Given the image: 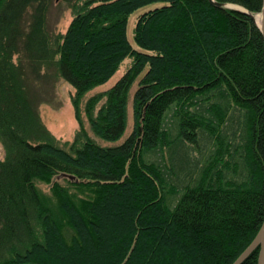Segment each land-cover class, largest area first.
I'll return each mask as SVG.
<instances>
[{
    "label": "trees",
    "instance_id": "trees-1",
    "mask_svg": "<svg viewBox=\"0 0 264 264\" xmlns=\"http://www.w3.org/2000/svg\"><path fill=\"white\" fill-rule=\"evenodd\" d=\"M51 1L0 0V264H232L264 219L262 0H63L55 35ZM151 3L136 49L127 20ZM126 59L85 103L91 135L76 118L58 145L40 82L68 83L77 112ZM134 82L131 133L102 145L121 138Z\"/></svg>",
    "mask_w": 264,
    "mask_h": 264
},
{
    "label": "rangeland",
    "instance_id": "rangeland-1",
    "mask_svg": "<svg viewBox=\"0 0 264 264\" xmlns=\"http://www.w3.org/2000/svg\"><path fill=\"white\" fill-rule=\"evenodd\" d=\"M161 3H151L142 6L132 12L127 20L126 24V35L129 43L136 49H139L132 41L133 26L137 17L144 11L152 9L153 7L160 6ZM243 10L241 7L236 5H228ZM237 9V10H239ZM261 14L255 13L252 15L254 18ZM72 19V11L68 8V5L63 0H52L48 10L46 12V24L50 34L64 33ZM255 22V20H254ZM255 24H257L255 22ZM131 64L130 59L124 60L111 79L104 85L97 86L92 90L88 91L79 101L77 112L75 111L73 104L71 103V97L74 93L73 88L63 81L61 78L52 77V79L45 80V83L40 82V91L38 96L35 98L38 104V111L41 123L43 124L46 131L58 142V145L62 146L65 142H71L75 133L78 130V124L76 118L81 121L83 127L89 132L88 121L85 116L84 107L87 99L94 94L104 91L110 87L116 80H118L123 74L124 70ZM44 71H42L43 73ZM136 89V82H134L128 90L127 94V108H126V127L121 138L114 143L99 141L102 145L113 146L122 142L132 131L133 128V115H132V99L133 93ZM196 150V149H195ZM3 146L0 142V157H3ZM178 156V157H177ZM184 155L176 152L175 161L180 163ZM168 158L166 152V159ZM64 184V182H60ZM37 187L46 195H50L49 186L43 183H36Z\"/></svg>",
    "mask_w": 264,
    "mask_h": 264
},
{
    "label": "water",
    "instance_id": "water-1",
    "mask_svg": "<svg viewBox=\"0 0 264 264\" xmlns=\"http://www.w3.org/2000/svg\"><path fill=\"white\" fill-rule=\"evenodd\" d=\"M215 6H219V7H232V6H228V5H223L220 3H216L213 2L212 0H210ZM235 8V7H232ZM239 9V8H236ZM241 10V9H239ZM261 20L259 24H256L257 27L259 28L261 35H262V39H263V47H264V0H262L261 3ZM256 248H258V256H257V263L256 264H264V219L262 221V224L258 230V233L256 235V237L254 238V240L252 241V243L247 247V249L242 252L238 258L232 263V264H240L242 263L247 257L248 255L255 250Z\"/></svg>",
    "mask_w": 264,
    "mask_h": 264
},
{
    "label": "bare ground",
    "instance_id": "bare-ground-1",
    "mask_svg": "<svg viewBox=\"0 0 264 264\" xmlns=\"http://www.w3.org/2000/svg\"><path fill=\"white\" fill-rule=\"evenodd\" d=\"M254 20H255V22H256L257 24H259V23H260V20H261V15H257V16L254 18Z\"/></svg>",
    "mask_w": 264,
    "mask_h": 264
}]
</instances>
